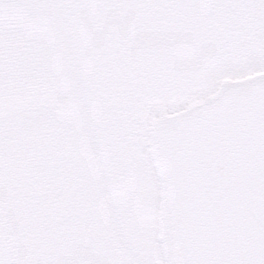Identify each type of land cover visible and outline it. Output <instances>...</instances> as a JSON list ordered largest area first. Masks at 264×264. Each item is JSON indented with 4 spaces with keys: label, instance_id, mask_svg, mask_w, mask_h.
I'll return each mask as SVG.
<instances>
[{
    "label": "snow or ice",
    "instance_id": "snow-or-ice-1",
    "mask_svg": "<svg viewBox=\"0 0 264 264\" xmlns=\"http://www.w3.org/2000/svg\"><path fill=\"white\" fill-rule=\"evenodd\" d=\"M0 264H264V0H0Z\"/></svg>",
    "mask_w": 264,
    "mask_h": 264
}]
</instances>
